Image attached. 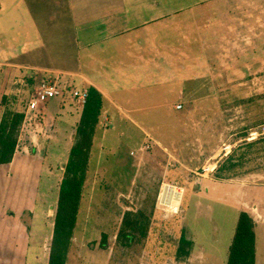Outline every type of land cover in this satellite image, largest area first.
<instances>
[{
  "label": "rangeland",
  "instance_id": "obj_1",
  "mask_svg": "<svg viewBox=\"0 0 264 264\" xmlns=\"http://www.w3.org/2000/svg\"><path fill=\"white\" fill-rule=\"evenodd\" d=\"M209 6L175 21L185 75L173 95L163 89L164 104L141 118L113 108L102 116L97 139L121 148L91 154L70 264H226L241 211L258 223L264 255V134L249 140L251 130L264 127V0H214ZM9 16H0L1 30L16 27ZM100 59L115 65L107 55ZM88 60L85 55L86 70L103 71ZM29 79L11 108L27 112L35 91ZM31 112L36 115L25 118L27 126L41 119ZM29 143L23 136L17 149L32 151ZM234 151L239 166L232 176L217 178V167ZM66 157L49 161L52 173L43 177L37 198L48 228L55 223ZM21 176L18 183H28ZM128 212L148 224L147 237L130 244L120 234ZM183 236L192 244L180 257Z\"/></svg>",
  "mask_w": 264,
  "mask_h": 264
},
{
  "label": "crops",
  "instance_id": "obj_2",
  "mask_svg": "<svg viewBox=\"0 0 264 264\" xmlns=\"http://www.w3.org/2000/svg\"><path fill=\"white\" fill-rule=\"evenodd\" d=\"M213 2L0 0V16L8 13L16 26L0 28V122L5 108L16 102L27 76L42 79L58 76L62 86L73 85L77 89H86V84L96 87L106 100L103 118L109 108L140 118L143 112L156 111L165 102L163 89L173 95L181 75H185L178 65L181 48L176 19L201 8L206 12ZM85 55L90 63H101L103 71L95 67L86 70ZM101 55L109 56L114 67L106 66ZM33 110H37L41 119L28 126L25 120L19 139V142L23 136L29 139L32 151L28 146L17 149L11 163L0 165V264H49L54 226L48 228L43 222L47 211L37 198L43 177L50 178L52 173L49 161L65 154L69 159L83 108L71 98L61 96L28 105L26 118L35 114ZM102 143L108 141L103 139ZM102 143L96 136L92 153L97 148L101 154L107 151L115 154L121 148ZM67 163L68 160L64 161L61 168ZM21 175L28 181L25 185L18 183ZM76 235L75 231L72 246ZM258 239L259 235L257 264H264ZM72 248L67 264L73 256Z\"/></svg>",
  "mask_w": 264,
  "mask_h": 264
},
{
  "label": "trees",
  "instance_id": "obj_3",
  "mask_svg": "<svg viewBox=\"0 0 264 264\" xmlns=\"http://www.w3.org/2000/svg\"><path fill=\"white\" fill-rule=\"evenodd\" d=\"M41 80L42 78L39 80V77L36 76L30 77L28 81L31 85L37 86ZM87 90L88 99L77 126L75 143L70 151L68 163L64 167L60 185L49 264H67L78 223L82 192L88 167L90 166L94 140L106 109V100L103 93L94 86H89ZM3 101V105L6 106L8 104L7 97ZM22 107L24 109L26 104ZM5 110L0 122V165L9 164L13 161L26 118L25 110L14 109L10 106H7ZM234 157L235 151L219 164L216 169L217 178L226 179V177L233 175V172L239 166V164L232 162ZM132 215V212L125 215L120 232L129 244L135 239L140 240V236L146 238L148 233L146 220L139 216L132 220ZM257 238L255 219L249 212L241 211L226 264H257ZM191 244L192 242L183 236L178 255L180 257L188 256L189 250L186 246Z\"/></svg>",
  "mask_w": 264,
  "mask_h": 264
},
{
  "label": "built area",
  "instance_id": "obj_4",
  "mask_svg": "<svg viewBox=\"0 0 264 264\" xmlns=\"http://www.w3.org/2000/svg\"><path fill=\"white\" fill-rule=\"evenodd\" d=\"M1 67V66H0ZM71 88V90L69 89ZM67 93L70 94L71 99L79 107L84 108L88 99L87 89H77L72 86H62L60 78L58 76H47L35 86V91L29 99V105L33 106L36 103H45L53 98L65 96ZM177 109L182 108L179 104L176 106ZM264 134V127L262 130L253 129L250 132L249 140L254 141Z\"/></svg>",
  "mask_w": 264,
  "mask_h": 264
},
{
  "label": "bare ground",
  "instance_id": "obj_5",
  "mask_svg": "<svg viewBox=\"0 0 264 264\" xmlns=\"http://www.w3.org/2000/svg\"><path fill=\"white\" fill-rule=\"evenodd\" d=\"M170 186H172V185H170ZM174 187H175V186H174ZM177 188H178V187H177ZM178 190L181 191V189H179V188H178ZM181 201H182V194H181V199H180L178 205L181 203ZM159 204L162 205V206H166V205L161 204V202H160V197H159ZM167 207H168V206H167Z\"/></svg>",
  "mask_w": 264,
  "mask_h": 264
}]
</instances>
